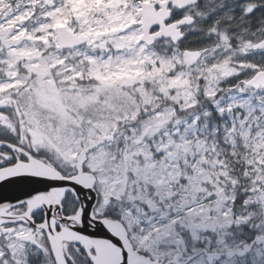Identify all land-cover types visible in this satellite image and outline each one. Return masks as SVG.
Masks as SVG:
<instances>
[{
    "label": "snow or ice",
    "instance_id": "1",
    "mask_svg": "<svg viewBox=\"0 0 264 264\" xmlns=\"http://www.w3.org/2000/svg\"><path fill=\"white\" fill-rule=\"evenodd\" d=\"M0 264H264V0H0Z\"/></svg>",
    "mask_w": 264,
    "mask_h": 264
}]
</instances>
